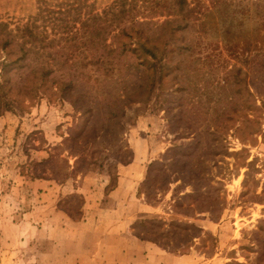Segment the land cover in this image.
I'll use <instances>...</instances> for the list:
<instances>
[{
    "label": "rangeland",
    "instance_id": "obj_1",
    "mask_svg": "<svg viewBox=\"0 0 264 264\" xmlns=\"http://www.w3.org/2000/svg\"><path fill=\"white\" fill-rule=\"evenodd\" d=\"M187 1L0 0V264H264L263 75L229 47L264 0ZM106 42L166 51L106 72Z\"/></svg>",
    "mask_w": 264,
    "mask_h": 264
},
{
    "label": "trees",
    "instance_id": "obj_2",
    "mask_svg": "<svg viewBox=\"0 0 264 264\" xmlns=\"http://www.w3.org/2000/svg\"><path fill=\"white\" fill-rule=\"evenodd\" d=\"M176 7L174 8V10H171V6L169 5H160L161 7L167 8L169 9V11H177L180 14H183L186 16V18L188 19H195L197 17L196 15V8L194 7H190V4L188 3L187 0H175ZM124 5V4H123ZM132 12L131 9H126L124 6H122L121 10L119 11V16H115L113 18V23L119 19H121L123 16L125 17L126 15L130 14ZM132 16V15H131ZM95 16H93V18H95ZM136 18V16H132V19L134 20ZM258 27L255 29L256 33L254 35L248 36L247 39H245L243 41V43H239V42H234L229 44L230 50L232 51V54L234 56H236L237 58H241L242 56L249 60L250 59H255L257 57H259V63L257 64L258 66V70L262 73L263 75V86H264V16H263V20L261 22L258 23ZM101 32V30H100ZM127 34V30H124L120 28V30L117 32L118 35L121 34ZM131 36V34H128ZM132 37V36H131ZM133 38V37H132ZM230 43V42H229ZM156 47V46H155ZM154 46H146L144 44H138V46H131L128 47V45L123 46L121 49V51L118 53V50L116 49V47H112L110 44H107V42L103 45V53L104 55H102L99 60L97 61L98 64H103L106 67V72H110L113 71V69L115 68V58L116 55H125L128 54L130 51L132 53H137V51H141V57L140 58V63L139 66H143V65H147L150 66L151 64V60L148 59V56L154 58V59H161L162 57L165 56V51H166V47H161L159 50V52H157L155 50ZM192 50V48H190ZM140 55V52H139ZM68 58L64 60V63H68ZM148 63V64H147ZM152 65V64H151ZM153 66V65H152ZM155 67V66H154ZM153 67V68H154ZM53 68L52 67H46L43 66L42 68V72H43V78H48L53 72ZM91 79V77H90ZM229 82V79L226 78L224 81H222V83L220 84V91L217 94V102L220 103L222 101H226V99H228L230 96L229 94L226 93V84ZM65 88L64 90H70L72 91L74 88H76V84L74 82V78L73 76H71L68 80V82H63L62 84ZM251 97H253L254 95H257V92H250ZM117 96V95H116ZM232 99V98H230ZM261 105L264 106V96H262L261 98ZM260 105V106H261ZM224 105H220V109L217 112V115L222 116V115H227V108L223 107ZM218 107V108H219ZM77 110H80L78 108V106H76ZM238 111V110H236ZM91 114L93 113V107L90 106L88 108H85L80 116H82V118H86L87 114ZM79 116V117H80ZM254 118V116H251V114L249 115H244L243 119L245 122H247L246 124H251L249 125L250 127L252 125H256L255 131L253 132V134H260L261 132H264L263 127H262V123L257 121L256 119H252ZM253 122V123H252ZM224 125L227 127V125L224 123ZM231 129V128H230ZM48 162V161H47ZM47 162H43L44 164H47ZM264 255V253H263Z\"/></svg>",
    "mask_w": 264,
    "mask_h": 264
},
{
    "label": "crops",
    "instance_id": "obj_3",
    "mask_svg": "<svg viewBox=\"0 0 264 264\" xmlns=\"http://www.w3.org/2000/svg\"><path fill=\"white\" fill-rule=\"evenodd\" d=\"M152 246L153 245H149L145 241H141V243L139 244V248H138L139 252H137V258H136L137 261H135V264H173L171 262L172 260L170 259L171 256H169L170 253H168L166 251H164V252L168 253L167 254L168 257L164 256L163 258H158L157 256L156 257L155 256H150L151 253H161L163 251L161 248H160L161 250H159V249L154 248ZM148 250H150V251H148ZM148 258H154V260L153 261H149ZM181 262H182V260L180 259L179 264H182ZM218 263H220L218 261V256H217V258L215 257V259L213 258L209 262V264H218Z\"/></svg>",
    "mask_w": 264,
    "mask_h": 264
}]
</instances>
